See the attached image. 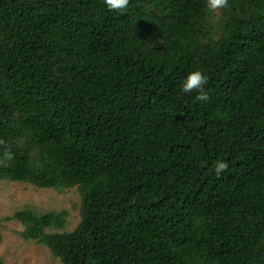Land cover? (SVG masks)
<instances>
[{
  "label": "trees",
  "instance_id": "1",
  "mask_svg": "<svg viewBox=\"0 0 264 264\" xmlns=\"http://www.w3.org/2000/svg\"><path fill=\"white\" fill-rule=\"evenodd\" d=\"M221 9L215 36L207 0H0V181L81 197L72 232L7 218L25 240L63 264H264V0Z\"/></svg>",
  "mask_w": 264,
  "mask_h": 264
},
{
  "label": "rangeland",
  "instance_id": "2",
  "mask_svg": "<svg viewBox=\"0 0 264 264\" xmlns=\"http://www.w3.org/2000/svg\"><path fill=\"white\" fill-rule=\"evenodd\" d=\"M222 9H209L206 26L217 36L221 28ZM81 197L76 187L61 192L41 189L28 183L0 181V258L3 264H63L44 245L27 241L22 233L24 226L16 221H7L15 213L31 210L38 214L68 213L66 232H72L80 223ZM60 233V230H47Z\"/></svg>",
  "mask_w": 264,
  "mask_h": 264
},
{
  "label": "clouds",
  "instance_id": "3",
  "mask_svg": "<svg viewBox=\"0 0 264 264\" xmlns=\"http://www.w3.org/2000/svg\"><path fill=\"white\" fill-rule=\"evenodd\" d=\"M105 4L112 11H122L127 8L129 0H104ZM228 0H207V7L210 10H217L220 8L227 7ZM208 82L207 76L200 70H194L189 72L184 80L182 81L181 88L185 93L196 92L197 95L195 99L200 102L209 100V92L206 90V84ZM4 141H0L3 144ZM4 157L8 160L12 158V154L5 151ZM228 164L225 161L217 160L214 164V171L217 177L221 175L222 172L227 170Z\"/></svg>",
  "mask_w": 264,
  "mask_h": 264
}]
</instances>
